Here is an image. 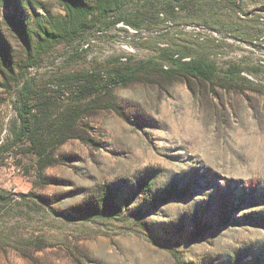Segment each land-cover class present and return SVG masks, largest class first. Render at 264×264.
<instances>
[{"label":"rangeland","instance_id":"obj_1","mask_svg":"<svg viewBox=\"0 0 264 264\" xmlns=\"http://www.w3.org/2000/svg\"><path fill=\"white\" fill-rule=\"evenodd\" d=\"M8 2L1 15L18 11L28 25L44 21L46 11H60L57 0ZM123 28L118 24L89 35L80 47L58 45L29 70L56 105L74 101L79 106L70 131L76 137L51 149L52 161L41 180L33 154L22 147L0 149V189L12 197L0 208V264H264L262 99L249 90L227 92L218 82L189 79V87L181 78L164 75L161 66L112 88L111 97L78 98L77 83L67 74L117 55L150 58L153 39L188 43L181 34L155 36L153 28L142 27L135 46L133 32ZM77 47L86 48V54L69 61ZM217 52L224 56L211 55L218 65L227 56L264 60L263 48L248 45ZM250 76L264 83V71ZM14 95V87L0 85V146L9 143L16 119ZM111 99L120 114L109 107ZM139 180L150 181L153 189L136 193L126 216L88 213L87 198L103 184H113L119 196H126L135 194L130 186ZM172 185L183 193L147 203ZM28 192L58 195L59 201L49 207L21 195ZM137 208L144 215L134 218ZM61 209L78 215L54 212Z\"/></svg>","mask_w":264,"mask_h":264},{"label":"trees","instance_id":"obj_2","mask_svg":"<svg viewBox=\"0 0 264 264\" xmlns=\"http://www.w3.org/2000/svg\"><path fill=\"white\" fill-rule=\"evenodd\" d=\"M60 11H46L44 21L36 20L28 25L17 12L1 15V8L9 6L8 0H0V85L7 90L14 87L13 107L16 119L10 130L9 143L0 146L8 151L12 147H22L25 153L36 157V177L44 178L43 170L51 163V149L72 136L76 118V108L70 104L58 106L55 100L45 94L29 70L42 63L44 57L61 44L81 46L89 35L103 33L122 25L125 31L133 32L132 43L141 41L142 27L153 28L155 36L165 34L180 35L185 43L179 41L159 43L151 41L154 56L146 59H134L132 55H117L96 65L87 67L76 74H67L71 82L81 92L78 98L90 96L111 97L114 87L127 86L148 75L149 70L158 67L164 75L171 78L189 79L204 83H216L227 92L242 93L249 90L259 96L264 104V83L248 79L244 73L256 75L264 71L261 59L255 62L249 55L237 60L227 56L222 65L216 63L213 56H221L218 48L225 46L248 45L253 49H264V0H57ZM27 5L29 4L26 1ZM162 14V15H161ZM165 20L172 26L167 28ZM202 24L221 34L215 39L206 36L200 40L191 33L180 29L181 24ZM13 37L16 44L12 41ZM231 38L232 42L227 41ZM239 42V43H237ZM194 44L195 49L189 45ZM75 48L69 61L75 62L86 54L84 47ZM224 57V56H221ZM167 65V66H165ZM190 87L188 82L187 84ZM73 105V106H68ZM109 107L118 112L114 99ZM91 142L89 138H81ZM135 189L134 195L119 196L113 184H103L101 190L87 198L90 205L89 214L95 217L120 219L126 216L125 210L135 200L136 193L151 191L152 183L139 180L130 186ZM183 193L175 186L165 189L162 196H153L147 203L154 204L158 199L166 200ZM0 189V208L12 201L11 195ZM22 196L34 197L37 202L49 207L58 200V195L48 196L34 192L21 193ZM32 201H34L32 199ZM61 201V200H60ZM33 204H37L33 202ZM54 211V210H53ZM68 218L75 217L72 210L54 211ZM143 211L137 208L134 218L140 217ZM84 213L80 212V216Z\"/></svg>","mask_w":264,"mask_h":264},{"label":"built area","instance_id":"obj_3","mask_svg":"<svg viewBox=\"0 0 264 264\" xmlns=\"http://www.w3.org/2000/svg\"><path fill=\"white\" fill-rule=\"evenodd\" d=\"M162 15V14H161ZM165 24L167 26V28H170L172 26V23L170 22V20H165ZM180 29L187 31L189 33H191L193 36L197 37L200 40H204L206 36H211L213 38H215L216 40L221 38V34L218 33L215 30H211L208 27L202 25V24H196V23H190V24H181L180 26H178ZM129 31L135 32V30L129 28ZM227 41L232 42L231 38H227ZM239 43V42H237ZM240 45H244V44H240ZM246 45H244L245 47ZM261 62L264 64V60H261ZM243 75L247 76L248 78H252L249 74L244 73Z\"/></svg>","mask_w":264,"mask_h":264}]
</instances>
